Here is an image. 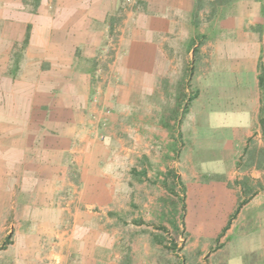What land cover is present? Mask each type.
<instances>
[{
    "label": "rangeland",
    "instance_id": "1",
    "mask_svg": "<svg viewBox=\"0 0 264 264\" xmlns=\"http://www.w3.org/2000/svg\"><path fill=\"white\" fill-rule=\"evenodd\" d=\"M252 1L260 6L263 18L260 40L264 48V0ZM242 9L236 0L231 3L203 0L197 7V17L177 27L162 45L156 42L143 50V43H132L138 50L128 53V16L137 17L144 11L137 0L120 1L114 17L116 25L111 28L102 57L95 64L94 80L100 87L97 103L88 108L87 123L82 124L88 131L87 147L92 148L82 162L85 171L81 172L80 165L67 155L64 158L73 161L65 164L64 160L62 169L52 173L56 178L51 176L52 182L47 186V191L53 192L49 196L54 198L53 208L62 224L58 223V228L52 226L53 217L42 213L38 201L20 203L18 218L12 211L0 230V264H54L51 256L55 255L84 264H226V255L241 257L238 245L225 249L231 236H227L228 232L216 233L197 224L196 210L194 213L188 210L187 201L193 199H188L185 183L217 181L247 185V178H233L234 173H240L236 170L240 165L258 166L264 180V152L257 153L255 140L248 142L233 170L213 176L214 170L209 169L212 165L205 163L217 151L220 135L225 136L232 126L238 127L232 118H221L219 112L226 104L225 95L243 94L241 87H246L247 82L237 87L232 75L206 74L201 46L209 39L224 45L232 39L225 35L226 18L235 17ZM222 50L216 49L215 44L208 49V53L214 52L213 57L216 56L213 62L221 60ZM208 83L204 97L209 105L204 111L211 112L202 115L201 104H192L202 86ZM192 107L198 114V122L202 116L204 122L188 129L184 122ZM193 128L203 137L217 133L212 151L204 148L208 143L205 139H199L200 145L192 146L194 138L189 136V131L194 132ZM52 158L56 160L53 164L61 165L60 155ZM258 192L264 194V182L247 191L245 187V198L238 206ZM89 193L97 204H84L82 200H87ZM38 194L41 198L45 191ZM33 208H37L36 217H21L22 212L27 214ZM213 214L216 220L218 215ZM70 238L67 253L64 250L66 254H59L57 245ZM36 243L42 249L34 251Z\"/></svg>",
    "mask_w": 264,
    "mask_h": 264
},
{
    "label": "crops",
    "instance_id": "2",
    "mask_svg": "<svg viewBox=\"0 0 264 264\" xmlns=\"http://www.w3.org/2000/svg\"><path fill=\"white\" fill-rule=\"evenodd\" d=\"M120 1L0 0V206L3 208L0 210V230L12 211L18 218L20 210L17 205L31 201H38L42 213L53 217L52 226L58 228L62 224L53 208V192L49 193L47 186L52 182L51 176L56 178L52 173L62 169L64 160L65 164L73 161L68 157L65 159L67 155L80 165L81 172L85 171L82 162L84 156L91 154L92 148L87 147L88 131L82 124L87 123L85 113L88 108L97 103L100 87L94 80L97 73L95 64L102 57L111 28L116 25L114 17ZM137 1L144 13L137 17L136 14L128 16V53L138 50L132 43H143V50L144 47H153L156 42L162 45L174 35L177 27L191 21L198 3V0ZM209 1L212 3L213 0ZM223 1L231 3L233 0ZM236 2L243 9L231 19L228 16L224 26L225 35L232 39L225 45L219 44V40L209 39L201 46L204 51L202 49L200 53L205 56L206 74L232 75L237 87L247 82L246 87H241L243 94L225 95L226 104L219 112L221 118H232L238 127L232 126L225 136L221 134L217 151L207 157L205 163L206 166L212 165L209 169L214 170L213 176L219 175L217 172L233 170L252 140L257 141V153L264 152V85L260 87L258 81L260 70L264 75V48L260 40L263 18L260 6L252 0ZM201 4L203 0L199 6ZM230 22L234 24L230 25ZM214 44L216 49H223L219 51L222 56L218 63L213 62L217 50L214 49L215 54L208 53ZM154 48L155 52L159 50L158 45ZM208 86L209 83L204 84L193 99L192 106L196 102L201 104L202 115L211 112L210 109L204 111L209 105L205 104L204 97ZM194 109L184 122L188 129L204 122V116L198 122ZM73 123L80 125L79 129ZM193 130L189 131V136L194 138L192 146H197L199 139H205L208 143L204 148L212 151L217 133L203 137L199 132L196 134L195 128ZM78 147L81 148L76 149ZM207 152L204 153L207 155ZM52 155H60V166L53 164L56 160L53 161ZM224 155L228 158L224 159ZM240 167L236 169L240 173H234L233 178H247V185L217 181L186 182L187 197L193 199L187 201L188 210L190 208L193 213L196 210L197 224L201 228L213 229L216 233L226 231L227 236L231 235L226 250L235 244L239 246L241 257L226 255V264H264V194L254 193L241 207L238 206L245 198V187L247 191L255 184L262 186L264 180L258 166ZM39 191H45L41 198ZM94 198L90 194L87 200L84 198L82 201L84 204H97ZM33 209L27 210V214L22 212L21 217H34L37 208ZM214 212L218 215L216 220ZM71 242V238L68 242L60 241L56 247L58 250L60 246L59 254L67 253ZM78 242L83 245L81 240ZM40 249L42 246L36 243L34 251ZM51 258L54 264H84L80 260H68L69 257L63 255Z\"/></svg>",
    "mask_w": 264,
    "mask_h": 264
},
{
    "label": "trees",
    "instance_id": "3",
    "mask_svg": "<svg viewBox=\"0 0 264 264\" xmlns=\"http://www.w3.org/2000/svg\"><path fill=\"white\" fill-rule=\"evenodd\" d=\"M197 2H198V3H197V7L199 8V4H200L201 0H198ZM196 17H197V10H196V12H195L194 15H193V19H195ZM260 69H261V68H260ZM258 81H259V86H260V87H263V85H264V75H263L262 72L260 73V75H259V77H258Z\"/></svg>",
    "mask_w": 264,
    "mask_h": 264
}]
</instances>
